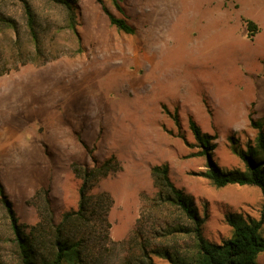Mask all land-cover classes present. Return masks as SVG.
Returning a JSON list of instances; mask_svg holds the SVG:
<instances>
[{"label":"rangeland","instance_id":"374dc122","mask_svg":"<svg viewBox=\"0 0 264 264\" xmlns=\"http://www.w3.org/2000/svg\"><path fill=\"white\" fill-rule=\"evenodd\" d=\"M24 1L35 14L34 44ZM109 11L135 28L110 23L97 0H77V29L54 0H0V181L21 223L39 220L35 198L49 192L54 221L77 210L82 179L74 165L114 157L121 165L91 191L114 199V242L129 240L141 219L153 249L188 256L194 239L167 233L188 226L173 207L159 206L151 169L167 164L170 178L205 219L211 242L232 237L229 213L260 218L256 186L217 188L202 176L206 158L191 129L216 135L213 157L224 169L241 165L235 145L253 141L250 117L264 124V0H123ZM258 29L249 31L247 21ZM80 51V52H79ZM264 236V228L262 230ZM114 259L121 246L112 245ZM155 264H172L152 254ZM18 264L0 203V261ZM264 264V252L257 258Z\"/></svg>","mask_w":264,"mask_h":264},{"label":"trees","instance_id":"16d2710c","mask_svg":"<svg viewBox=\"0 0 264 264\" xmlns=\"http://www.w3.org/2000/svg\"><path fill=\"white\" fill-rule=\"evenodd\" d=\"M54 1L64 6L67 11V28L81 41L76 19L77 0ZM121 1L123 0H112L119 11L123 10L120 7ZM97 2L101 4L110 23L118 30L126 34L136 32L125 18L112 14L102 0ZM24 5L33 42L39 48L40 37L35 29V14L27 1H24ZM247 28L249 31H256L258 26L249 20ZM190 125L200 149L194 156L205 157L207 161L206 171L201 173L203 177L217 188L229 185L256 186L260 188L264 198V124L261 120H256L251 115L250 126L257 131L256 137L240 147H233V153L239 158L241 165L231 169H224L213 157L217 136L203 132L193 120ZM94 162L92 167L74 165V172L83 182L79 207L64 213L59 223L54 221L47 190H39L34 196L39 198L42 194L46 195L41 205L37 206L38 222L34 225L21 223L0 181V203L7 213L18 264H155L152 254L168 259L172 264H257L259 254L264 252V202L260 218L251 215L245 217L240 213L227 214L226 222L232 228V237L221 243L211 242L203 234L205 219L195 202L172 181L167 164L151 169L154 187L157 189L155 203L178 209L186 217L190 223L188 226H174L167 233L178 232L192 237L194 250L188 256L180 257L179 253L168 248L153 249L149 241L143 239L141 219L129 240L114 242L110 236L109 221L114 199L108 192L91 191L112 172L120 170L121 165L114 157L104 162L95 159ZM112 245L121 246V254H116L118 259L113 258L116 252L111 250ZM0 264L7 263L1 260Z\"/></svg>","mask_w":264,"mask_h":264}]
</instances>
